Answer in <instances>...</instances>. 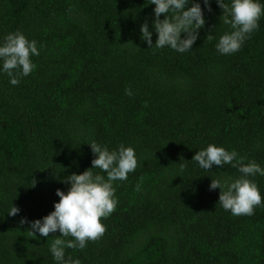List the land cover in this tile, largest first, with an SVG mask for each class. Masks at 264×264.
<instances>
[{
  "label": "trees",
  "instance_id": "obj_1",
  "mask_svg": "<svg viewBox=\"0 0 264 264\" xmlns=\"http://www.w3.org/2000/svg\"><path fill=\"white\" fill-rule=\"evenodd\" d=\"M198 2L206 23L180 53L141 39L145 20L157 39L150 0H0V43L20 31L40 53L18 85L0 71V264H57L50 245L60 233L33 238L20 220L54 210L56 189L70 187L63 179L92 167V142L133 147L139 166L114 182L118 204L104 236L66 248V259L264 264V207L235 216L209 189L212 178L241 173L191 160L215 144L264 167V17L239 51L222 55L216 44L232 29L216 0L211 11ZM251 179L264 197V176ZM13 204L16 216L7 213Z\"/></svg>",
  "mask_w": 264,
  "mask_h": 264
},
{
  "label": "clouds",
  "instance_id": "obj_2",
  "mask_svg": "<svg viewBox=\"0 0 264 264\" xmlns=\"http://www.w3.org/2000/svg\"><path fill=\"white\" fill-rule=\"evenodd\" d=\"M203 2L211 11L210 0ZM216 3L222 9L220 21L232 29L219 37L216 49L222 55H230L239 51L243 43L259 28V21L264 17V3L260 0H230V3L216 0ZM150 4L155 5V19L152 21V27L157 33L155 43L147 20L140 28L141 39L147 43L148 48L170 47L180 53L192 49L199 30L206 23L198 0H150ZM182 33L185 35L182 36ZM213 38L211 34L206 36L207 41ZM39 54L35 40L30 41L20 31L8 33L0 43V71L7 74L12 85H18L23 77L36 69L32 56ZM125 94L133 95L130 88L125 89ZM145 104L147 106V102ZM88 144L94 154L92 167L63 179L70 187L67 192L56 189L59 200L54 202V210L42 219L31 222L27 218L20 220V224L30 223L27 231L33 238H37V233L43 237H49L57 231L60 233L51 235L55 239L50 245V252L57 264H81L79 259H66L65 249L83 250L90 241L95 242L104 236L107 228L103 220L116 210L118 204L114 182L127 180L129 173L139 166L135 150L131 146L121 144L118 149L109 150L107 146L96 142ZM191 160L205 171L212 170L213 166L219 168L229 164L241 173L239 178L231 181L211 179L209 189H220L218 203L225 211L235 216H250L254 215L257 207H264V197L251 179L257 174L264 176V167L256 161L245 163L246 157L240 156L237 151H229L215 144L198 150ZM184 167L186 166L181 165L182 170ZM92 169H99L100 172L94 173ZM101 173H106V176ZM35 184L36 180L33 179L31 186L34 187ZM19 211L13 204L7 213L16 216Z\"/></svg>",
  "mask_w": 264,
  "mask_h": 264
}]
</instances>
